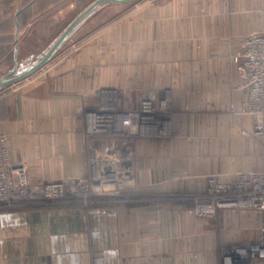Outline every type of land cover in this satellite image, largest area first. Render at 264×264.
<instances>
[{"label":"crops","instance_id":"crops-1","mask_svg":"<svg viewBox=\"0 0 264 264\" xmlns=\"http://www.w3.org/2000/svg\"><path fill=\"white\" fill-rule=\"evenodd\" d=\"M94 1L0 0V77L51 46L77 17L59 28L66 4ZM129 3L100 6L42 68L0 90V131L32 184L88 174L89 148L105 140L87 134L86 114L104 95L130 110L170 90L172 134L137 138L135 185L120 200L107 190L90 216L73 197L0 210V264H195L193 254L197 264H222L220 244L258 235L254 211L202 220L191 209L209 174L264 164L246 91L229 67L236 41L262 31L264 0Z\"/></svg>","mask_w":264,"mask_h":264},{"label":"built area","instance_id":"built-area-1","mask_svg":"<svg viewBox=\"0 0 264 264\" xmlns=\"http://www.w3.org/2000/svg\"><path fill=\"white\" fill-rule=\"evenodd\" d=\"M262 31L244 36L238 50L231 55L241 88L246 91V112L255 121L253 138L264 157V7L261 9ZM172 92L164 97L145 99L134 109H121L114 95L103 99L96 110L86 114V132L102 137L105 147L91 151L88 174L79 178L32 184L28 165L14 160L9 137L0 131V207L46 205L77 191L93 194L103 189L123 193L135 185L137 138L167 137L173 120L169 107ZM207 190L193 196L191 209L202 220L215 219L222 210H251L259 214V234L254 240L223 245L222 264H264V164L259 169L241 170L232 177L209 174ZM86 190V191H85Z\"/></svg>","mask_w":264,"mask_h":264},{"label":"rangeland","instance_id":"rangeland-1","mask_svg":"<svg viewBox=\"0 0 264 264\" xmlns=\"http://www.w3.org/2000/svg\"><path fill=\"white\" fill-rule=\"evenodd\" d=\"M141 0H137V1H132L131 3H129V4H126V6L125 7H130V6H132L133 4H136V3H139ZM88 5H90V4H88V3H86V2H82V3H78V4H75V6L73 7V8H69L70 7V5L69 4H66V11H65V13H64V17H63V19L64 20H62V21H60L59 23H60V26H59V28L62 26V25H64V26H66V25H68V23L72 20V19H74L75 18V16H77L80 12H82L85 8H87L88 7ZM102 19H103V17H102ZM62 28V27H61ZM74 36V35H73ZM53 36L51 35L50 36V38H52ZM242 37V36H241ZM49 38V39H50ZM244 38V37H243ZM242 38V39H243ZM241 38H239L236 42V45H237V49L233 52V53H235L237 50H238V48H239V44H240V42H241V40H242ZM72 40V39H71ZM48 42V40L46 41V43ZM45 43V45H48V43L46 44ZM42 50H40L38 53H40ZM233 53H231V55L233 54ZM231 55H230V57H229V67H230V75L231 76H237V74H236V70H235V67L233 66V64H232V62H231ZM214 56H216V55H212V57H214ZM234 86V84L233 83H227V84H225V88H227V89H231V90H233V87ZM114 97H116V98H118L117 97V94L115 93L114 94ZM105 98H109V96H107V95H104V100H105ZM119 106V105H118ZM120 107V106H119ZM121 108V107H120ZM170 108V107H169ZM121 109H123V108H121ZM169 111H170V109H169ZM170 115H171V113H170ZM94 137H96L97 139H101V140H104L102 137H98V136H94ZM97 148H100V147H98L97 145L96 146H92V147H90L89 148V151H88V154L90 155V153H91V151L92 150H94V149H97ZM263 152V151H262ZM90 159V158H89ZM136 166H137V154H136ZM77 178H79V177H77ZM64 180V179H63ZM66 180V179H65ZM107 190H110V189H103V190H101L100 192H97V193H93V194H83L84 192L83 191H77V194L78 195H73V194H71V193H69V194H67L65 197H64V199H68V198H70V197H73V199L74 200H72V201H75V202H77V203H79V205H81L82 206V209H83V214H85V215H87V216H90L91 215V213H89L88 211V208L91 206V205H93V204H96V203H99L100 202V200L101 199H103L104 200V198L106 197V192H107ZM86 191V190H85ZM116 196H119V200L120 199H124V196H123V194L120 192V193H116ZM173 197H176V196H172L171 198H173ZM178 198H181V200H183V199H185V197H187L186 195H179V196H177ZM176 197V198H177ZM147 199V198H146ZM193 199V198H192ZM52 199H49V202L50 203H47L46 205H44V206H50V205H53V204H56L55 202H57V200H55V201H51ZM62 200V199H61ZM99 201V202H98ZM101 203V202H100ZM33 205H27V203L26 202H23V203H21V206H14V207H11V208H20V209H25V208H28V207H32ZM36 206H39V205H36ZM41 206V205H40ZM33 207H35V206H33ZM3 209H9V208H2V207H0V210H3ZM88 212V213H87ZM258 234H259V232H258ZM246 240H244V241H240V242H245ZM240 242H237V241H232V242H228V243H223V244H220L219 245V247H220V254H218V257H219V260L220 261H222V254H221V250L223 249V245H225V244H229V243H240ZM188 257H189V259H190V256L188 255ZM200 254H193L192 255V258L194 259V262H195V264H197L198 262H199V260H200ZM183 260H185V259H183Z\"/></svg>","mask_w":264,"mask_h":264},{"label":"water","instance_id":"water-1","mask_svg":"<svg viewBox=\"0 0 264 264\" xmlns=\"http://www.w3.org/2000/svg\"><path fill=\"white\" fill-rule=\"evenodd\" d=\"M134 0H95L91 5L80 12L77 17L66 27L57 39L47 48L32 65L19 67L17 64L6 74L0 77V90L32 75L42 68L80 28L82 23L93 14L100 6L107 3H129Z\"/></svg>","mask_w":264,"mask_h":264},{"label":"trees","instance_id":"trees-1","mask_svg":"<svg viewBox=\"0 0 264 264\" xmlns=\"http://www.w3.org/2000/svg\"><path fill=\"white\" fill-rule=\"evenodd\" d=\"M31 3H32V2H31ZM27 5H30V3H28ZM27 5H26V6H27ZM26 6H24V7H26ZM21 11H22V10H21Z\"/></svg>","mask_w":264,"mask_h":264}]
</instances>
